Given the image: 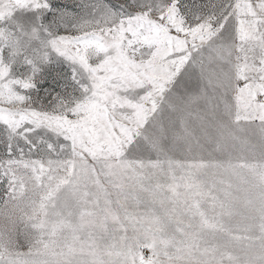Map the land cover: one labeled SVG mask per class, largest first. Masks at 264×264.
Listing matches in <instances>:
<instances>
[{"label": "snow or ice", "instance_id": "obj_1", "mask_svg": "<svg viewBox=\"0 0 264 264\" xmlns=\"http://www.w3.org/2000/svg\"><path fill=\"white\" fill-rule=\"evenodd\" d=\"M0 264H264V0H0Z\"/></svg>", "mask_w": 264, "mask_h": 264}]
</instances>
